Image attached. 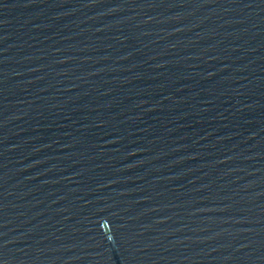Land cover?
Segmentation results:
<instances>
[{
	"label": "water",
	"instance_id": "95a60500",
	"mask_svg": "<svg viewBox=\"0 0 264 264\" xmlns=\"http://www.w3.org/2000/svg\"><path fill=\"white\" fill-rule=\"evenodd\" d=\"M0 264H264V0H0Z\"/></svg>",
	"mask_w": 264,
	"mask_h": 264
}]
</instances>
